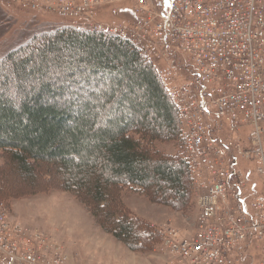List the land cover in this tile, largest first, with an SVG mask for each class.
I'll return each mask as SVG.
<instances>
[{
	"label": "trees",
	"instance_id": "obj_1",
	"mask_svg": "<svg viewBox=\"0 0 264 264\" xmlns=\"http://www.w3.org/2000/svg\"><path fill=\"white\" fill-rule=\"evenodd\" d=\"M53 72L96 91L63 104L65 83L55 88ZM181 126L154 62L135 43L74 26L35 34L0 60V151L6 161L0 165V204L25 191L17 179L30 188L37 184L34 169L53 167L61 188L73 192L104 231L131 249L148 248L161 236L126 208L121 188L136 186L154 203L186 208L190 163L156 147L157 141L183 144Z\"/></svg>",
	"mask_w": 264,
	"mask_h": 264
},
{
	"label": "built area",
	"instance_id": "obj_2",
	"mask_svg": "<svg viewBox=\"0 0 264 264\" xmlns=\"http://www.w3.org/2000/svg\"><path fill=\"white\" fill-rule=\"evenodd\" d=\"M132 1L143 22L132 39L166 62L164 82L185 79L171 94L185 114L187 156L208 178L193 231L159 230L168 264H264V0ZM97 2L54 9L86 13ZM25 233L0 208V264H61Z\"/></svg>",
	"mask_w": 264,
	"mask_h": 264
},
{
	"label": "rangeland",
	"instance_id": "obj_3",
	"mask_svg": "<svg viewBox=\"0 0 264 264\" xmlns=\"http://www.w3.org/2000/svg\"><path fill=\"white\" fill-rule=\"evenodd\" d=\"M60 1L78 0H46L45 2L42 0H0V60L10 50L43 31L74 26L89 31L118 34L122 38L132 39L131 31L140 22V18L134 17L132 13V9L134 10L132 0H97V6L86 13H65L54 9ZM104 12L118 14L127 12V14L120 19L105 21L100 16ZM123 28L125 34L122 33ZM137 46L152 62L162 67L164 62L160 60L157 51L152 53L144 45L137 44ZM50 79H54L55 88L65 83L66 90L61 98L63 104L66 102L69 104L79 97H86L89 91H96V87H88V84L78 87L74 82H67L61 72H53ZM182 82L184 79L177 77L172 85L179 87ZM99 88L102 89L103 86ZM170 96L172 97L171 93ZM185 96H187V103L191 104L193 100L191 95ZM178 97H180L179 94ZM179 114L182 131L185 132V114L180 110ZM184 135L183 133V144L182 141H157L156 147L166 154L181 153L184 156L186 154ZM3 155L0 151V165L6 163ZM199 162L201 161L196 162L193 159L190 164L192 195L190 203L184 210H174L167 205L154 203L136 186L130 185L121 188L120 197L124 205L134 216L154 227L158 232L160 229L173 228L180 234L191 233L195 228L198 215L196 198L205 191L204 186L207 182L205 167ZM52 168L49 172L34 169L37 184L30 188L26 180L17 179L16 183L20 186L19 191H25L8 199L7 205L0 204L5 215L13 223L23 227L27 236L26 241L32 243L39 255L43 252L48 253L51 257L48 260L60 257L61 264H168L170 257L161 249V241L148 248L135 250L111 233L104 231L90 213L89 208L73 192L61 188L62 176ZM242 168L251 169L246 164H242ZM255 176L259 178L256 174ZM256 181L260 182V179ZM261 191L262 188L258 193ZM149 192L152 194V190ZM152 196L155 198L154 195ZM35 235H38L37 239Z\"/></svg>",
	"mask_w": 264,
	"mask_h": 264
},
{
	"label": "crops",
	"instance_id": "obj_4",
	"mask_svg": "<svg viewBox=\"0 0 264 264\" xmlns=\"http://www.w3.org/2000/svg\"><path fill=\"white\" fill-rule=\"evenodd\" d=\"M105 12H107V11H105ZM103 13V14H100V16L103 18V20H105V21H113V20H116V19H120V18H122L123 17V15H126L127 14V12H124V13H115V12H113V13ZM131 17H132V14H131ZM133 19H134V17H132Z\"/></svg>",
	"mask_w": 264,
	"mask_h": 264
}]
</instances>
